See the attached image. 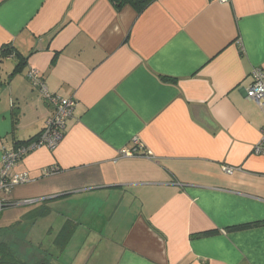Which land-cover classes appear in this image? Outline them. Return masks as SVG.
Segmentation results:
<instances>
[{"label":"crops","instance_id":"0c3cea01","mask_svg":"<svg viewBox=\"0 0 264 264\" xmlns=\"http://www.w3.org/2000/svg\"><path fill=\"white\" fill-rule=\"evenodd\" d=\"M4 46L0 160L53 113L30 70L74 108L54 150L11 169L29 181L0 191L16 216L0 242L46 206L32 225H73L61 249L39 245L48 264H264V114L246 98L264 68V0H155L140 13L109 0H0Z\"/></svg>","mask_w":264,"mask_h":264},{"label":"built area","instance_id":"2783aa9c","mask_svg":"<svg viewBox=\"0 0 264 264\" xmlns=\"http://www.w3.org/2000/svg\"><path fill=\"white\" fill-rule=\"evenodd\" d=\"M28 81L37 87L42 97L49 103L53 113L46 120L44 129L36 141L26 145H16L10 150H4L0 160V191L9 192L13 187L25 184L29 181L26 173L12 174L11 169L26 154L45 147L48 150H54L63 137L67 120L72 116L74 102L70 99H63L50 94L35 70L27 73ZM252 82L246 90V98L254 101L264 114V68L256 67L251 73ZM138 145L136 139L133 140ZM257 154H264V127L261 131V140L255 147ZM122 154L132 155L130 150H123ZM55 168L46 169L44 175L51 174ZM230 173V170H226ZM27 202V201H25ZM5 205L0 200V209Z\"/></svg>","mask_w":264,"mask_h":264},{"label":"trees","instance_id":"16d2710c","mask_svg":"<svg viewBox=\"0 0 264 264\" xmlns=\"http://www.w3.org/2000/svg\"><path fill=\"white\" fill-rule=\"evenodd\" d=\"M116 9L121 8L124 5H130L132 6L138 13L142 12L150 3H152L155 0H109ZM13 53V50L11 48H9L8 46H4L0 49V58H6L8 55H11ZM16 55V53L14 54V56ZM24 62V59L22 58L21 60L18 61V63L16 64V66L14 67L13 70V74L14 73H18L20 72V68L22 67ZM44 129V128H43ZM43 129L40 131V133H38L36 136L27 139L25 141H19L16 142V145H28L34 141L37 140V138L41 135ZM51 169V168H48ZM7 207V204H5L2 208ZM49 213V210L46 206H39L31 211H29L23 218L24 220H28L31 223H34L37 219L43 218L45 216H47V214ZM72 222L70 221H66V223L63 225V227L59 230V232L56 234L53 244L58 247V248H62L66 242L68 241L71 232L73 230L72 227ZM10 239V238H9ZM13 244L14 245H19V249L23 248L24 245H21L19 243V240L13 237ZM26 248V246L24 247ZM27 249V248H26ZM26 249L24 251H26ZM23 249H20V253H18L17 251L14 250V247L10 246L8 244V242L6 240H2L0 242V264H48V260L47 259H37L36 255L34 257V260L31 261V259L23 258V255H28L25 254L24 251H22ZM22 251V252H21ZM50 255V254H49ZM39 256V255H38ZM48 256V254H47ZM40 257V256H39ZM49 257V256H48Z\"/></svg>","mask_w":264,"mask_h":264},{"label":"rangeland","instance_id":"374dc122","mask_svg":"<svg viewBox=\"0 0 264 264\" xmlns=\"http://www.w3.org/2000/svg\"><path fill=\"white\" fill-rule=\"evenodd\" d=\"M12 63H8V67H11ZM15 64H13L14 66ZM8 68V69H9ZM19 209V208H17ZM9 208H5L3 209V213H2V218L0 220V224L2 222V220H14V217L16 219V216H12V212L9 211ZM22 220V219H21ZM20 219H18V222L20 221V224H18L17 226H15L14 231L15 233H11V232H2V238L1 239H6L8 244L12 247H14V250L17 251L18 253H20V249H19V245L16 246L13 244V237L19 240V243L21 245L26 246V252H27V256L23 255V258L26 259L29 258L31 259V261L34 260V257L36 255V257H38L39 255V245H42L43 248L45 249H49L52 248V242L54 240V237L58 231V228L55 224L54 221H52V223H48V221H44V220H40L38 222H36L34 225H32V223L30 221H21ZM32 226V227H31ZM10 238V239H9ZM18 247V248H17ZM53 250V249H52ZM54 250L51 252L54 255Z\"/></svg>","mask_w":264,"mask_h":264}]
</instances>
